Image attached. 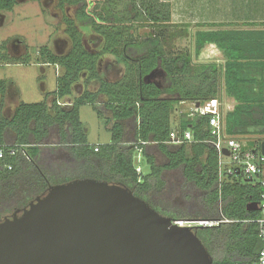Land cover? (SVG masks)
<instances>
[{
  "label": "trees",
  "instance_id": "1",
  "mask_svg": "<svg viewBox=\"0 0 264 264\" xmlns=\"http://www.w3.org/2000/svg\"><path fill=\"white\" fill-rule=\"evenodd\" d=\"M57 1L63 11L65 6L77 7L81 26L98 35L88 43L95 50L84 43L77 20L64 13L70 48L59 54L43 45L36 60L61 68L56 89L38 102L20 101L11 117L0 110V219L26 206L50 184L95 178L128 186L175 220L218 221L197 229L213 264H252L262 247L254 221L261 212L247 205L259 201L262 186L235 175L221 182L209 115L181 113L175 129L172 116L183 101L219 98L224 85L236 100L225 113L227 133L264 136V27L202 22L194 32L195 55L214 44L225 61L194 63L191 50L176 47V40L191 35L190 25L173 21L169 1ZM18 2L0 0V12L12 11ZM257 21L250 18L247 23L264 25ZM141 26L150 30L139 37ZM107 56L114 60L107 64L118 75L115 80L101 73L99 62ZM31 62L30 53L20 59ZM153 71V81L147 82L144 78ZM80 82L83 91L77 95ZM12 87L0 80V109ZM83 104L91 105L107 125L109 143L89 142L80 116ZM173 130L191 131L194 141L170 143ZM255 144L259 142L250 141L246 147ZM10 147L17 148L16 154H9Z\"/></svg>",
  "mask_w": 264,
  "mask_h": 264
},
{
  "label": "water",
  "instance_id": "2",
  "mask_svg": "<svg viewBox=\"0 0 264 264\" xmlns=\"http://www.w3.org/2000/svg\"><path fill=\"white\" fill-rule=\"evenodd\" d=\"M261 147L264 153V141ZM247 208L259 211L258 202ZM175 221L121 183L87 177L50 184L0 219V264H213L197 234L209 225Z\"/></svg>",
  "mask_w": 264,
  "mask_h": 264
},
{
  "label": "rangeland",
  "instance_id": "3",
  "mask_svg": "<svg viewBox=\"0 0 264 264\" xmlns=\"http://www.w3.org/2000/svg\"><path fill=\"white\" fill-rule=\"evenodd\" d=\"M172 4L173 20L177 23L182 22L189 24V37L180 38L175 41L178 49L191 50L194 63H217L224 64L225 56L223 52L215 45L205 47L199 56L194 53V32L202 28L199 25L202 22L216 21L223 23L224 21H235L238 27L241 28H262L264 25L258 23L264 21V5L262 0H165ZM251 2V3H250ZM122 8L123 5L121 4ZM75 6L67 7V14L71 18H76ZM64 12L58 9L57 0H19L12 11L0 12V80H6L19 87L21 92V101L38 102L44 99V91H54L57 84L58 69L54 64L49 66L39 65L36 60L38 58L39 48L43 45H49L56 53H65L71 46V42L65 35ZM250 18L259 20L258 25H249L247 20ZM77 23L86 33L85 44L92 49L88 44L89 39L97 34L90 31L88 28L81 26L80 21ZM227 27V26H226ZM139 37L144 36L149 32V27H140L137 29ZM22 40L21 56L24 57L30 53L32 57L31 64L16 63L17 59L11 51H15L10 44L14 40ZM10 43V44H9ZM9 45L11 51H9ZM16 48V46L14 47ZM111 60V58H110ZM23 61V60H21ZM103 58H101V62ZM109 62L105 60V62ZM112 60L111 62H113ZM106 62V63H107ZM123 63V62H121ZM104 64V63H103ZM105 66L101 64V71ZM59 68V73H61ZM110 71H105L109 73ZM114 72V70L112 71ZM112 80L118 78L115 73L108 74ZM85 78H82L84 82ZM9 85V84H8ZM78 95L83 91V86L78 85ZM81 92V93H80ZM19 94L14 93V96L9 99L3 109H0L4 115L11 117L15 107L20 103ZM222 103V111L226 113L232 109L236 100L229 96L222 85L220 96L218 98ZM191 102L183 101L178 104V109L174 113L177 118L181 113L191 112ZM80 116L84 129L88 135V140L91 143L105 144L111 141V132L107 129V125L98 116L97 112L89 104H83L80 109ZM245 141H262V135H246L241 136ZM142 164V163H141ZM146 169V165L144 164ZM243 181L245 180L242 178ZM63 183V182H62Z\"/></svg>",
  "mask_w": 264,
  "mask_h": 264
},
{
  "label": "built area",
  "instance_id": "4",
  "mask_svg": "<svg viewBox=\"0 0 264 264\" xmlns=\"http://www.w3.org/2000/svg\"><path fill=\"white\" fill-rule=\"evenodd\" d=\"M191 112L195 111L202 115H209V126L213 140H210L216 147L219 153V169L220 180L223 181L224 177L235 175L242 177L249 182L260 184L263 190L260 194L258 202L259 216L256 221L259 225V237L262 242V247L259 250L258 257L252 262V264H264V153L262 152L261 143L264 141L255 140L259 144H255L251 147H246L247 141H245L239 135L228 134L226 131L225 113L222 111V103L218 98L208 100L204 103L193 101L191 102ZM194 141L191 131L186 130L180 133L177 130H173L170 134V143H185ZM143 144L145 142H142ZM224 149H227L229 155L224 153ZM138 161H141V151L139 148ZM17 148L10 147L8 152L11 155L16 154ZM4 150H0V157H3ZM141 166L137 167V171L141 172ZM181 226H201V225H213L218 221L210 220H189L180 219L175 221Z\"/></svg>",
  "mask_w": 264,
  "mask_h": 264
},
{
  "label": "flooded vegetation",
  "instance_id": "5",
  "mask_svg": "<svg viewBox=\"0 0 264 264\" xmlns=\"http://www.w3.org/2000/svg\"><path fill=\"white\" fill-rule=\"evenodd\" d=\"M67 7L68 6H65V8H64V11L62 10V9H60L59 7H58V9H60L62 12H64V13H67ZM76 7V6H75ZM77 9V8H76ZM70 17V16H69ZM71 18V17H70ZM72 19H74L75 20V18L73 17ZM76 25L78 26V30L80 31V33H81V35L83 36V40H84V43H85V37H86V33H85V31H84V29L82 28V27H80L79 26V24L78 23H76ZM65 35H66V37H67V39L71 42V44H72V41H71V38H70V36H69V34L66 32V29H67V25H66V23H65ZM21 42H23L22 40H19V39H17V40H14V42H12L10 45L11 46H13V49L15 50V51H11V48H10V45H9V51H11V53H13V52H15V53H13V56H15L17 59H20V58H25V56L27 55H25L24 57H22L21 55V48L23 47H21ZM16 46V48H14ZM49 46V45H48ZM89 48V47H88ZM52 49V48H51ZM92 50H95V49H92ZM106 58V57H105ZM105 58L103 57V66H105L104 68V70H102L101 71V73L103 74V76H104V78H106V79H111L112 80V78H110L109 77V73H114V72H112L113 71V68L110 66L111 64H112V62L111 61H109V62H111V64H107L106 62H105ZM101 63V61L99 62V64ZM12 64V63H11ZM51 63H43V64H41L40 63V65H44V66H49ZM54 66H56L57 68H58V73L56 74L57 76L60 74L59 73V66L58 65H54ZM105 71H110L109 73H105L104 74V72ZM82 82V81H81ZM80 82V83H81ZM83 83V82H82ZM82 83L81 84H79V85H81L82 86ZM14 90V89H13ZM81 93V92H80ZM75 94H77L78 95V90L77 89H75ZM14 96V91H12V88H10L9 89V91H7V94H6V97H5V103H7L8 101H9V99L10 98H12Z\"/></svg>",
  "mask_w": 264,
  "mask_h": 264
},
{
  "label": "crops",
  "instance_id": "6",
  "mask_svg": "<svg viewBox=\"0 0 264 264\" xmlns=\"http://www.w3.org/2000/svg\"><path fill=\"white\" fill-rule=\"evenodd\" d=\"M174 21V20H173ZM176 22V21H175ZM208 45H210V46H214V44H208ZM208 45H206L207 47H210V46H208ZM206 47V48H207ZM105 58V57H104ZM110 58H111V60H110ZM105 60H108V61H112L113 60V58L111 57V56H107L106 58H105ZM17 61H19V62H16V64L17 65H20V64H23V63H20V60H17ZM11 63H13V62H8V64H11ZM33 63V62H32ZM31 64V63H30ZM37 64H39L40 65V63H37ZM29 65V64H28ZM58 69V68H57ZM14 89V90H13ZM12 91H14V93H16V94H19L18 96H20L19 98V101H21V92H20V90H19V87L17 86V85H15V82H14V85H13V87H12ZM47 92V90L46 91H44V95H45V93ZM178 109V105L176 106V110ZM179 122H180V115H179V117L177 116V118L176 117H174V115L172 116V126L174 127V129L176 128V127H178V125H179Z\"/></svg>",
  "mask_w": 264,
  "mask_h": 264
}]
</instances>
